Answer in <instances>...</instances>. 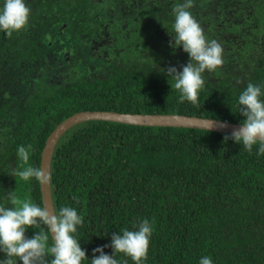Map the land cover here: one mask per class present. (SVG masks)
<instances>
[{
  "label": "trees",
  "instance_id": "16d2710c",
  "mask_svg": "<svg viewBox=\"0 0 264 264\" xmlns=\"http://www.w3.org/2000/svg\"><path fill=\"white\" fill-rule=\"evenodd\" d=\"M179 2L27 0L26 28L0 32V202L11 191L42 206L39 182L14 172L39 168L47 136L79 111L241 123L240 92L249 82L264 90V0H194L190 11L224 50L223 65L205 72L196 106L179 102L160 71L188 63L182 48L170 46ZM227 135L99 119L65 131L51 157L50 189L55 211L70 206L83 216L76 233L88 258L82 264H91L97 247L109 245L111 255L112 234L143 219L153 227L144 264H199L203 256L264 264V154ZM21 145H32L27 164L18 158ZM115 258L133 264L121 253Z\"/></svg>",
  "mask_w": 264,
  "mask_h": 264
},
{
  "label": "clouds",
  "instance_id": "9594fccd",
  "mask_svg": "<svg viewBox=\"0 0 264 264\" xmlns=\"http://www.w3.org/2000/svg\"><path fill=\"white\" fill-rule=\"evenodd\" d=\"M193 4L194 0H181L173 8L174 35L170 46L173 49L182 48L188 55V63L179 71L175 66L161 68L160 71L179 93V102L187 101L196 106L206 86L205 72H216L223 65L224 50L217 40L206 37L203 27L190 11ZM30 12L27 0H0V32L11 36L23 30L29 22ZM237 107L239 115L244 119L238 129L225 136V140L242 144L249 153L254 145H259L257 155L264 154L262 87L249 82L238 96ZM31 151L32 145L19 146V160L27 164ZM14 174L25 182L31 179L41 184L50 182V176L42 168L28 166ZM4 196L8 203L0 202V253L5 258L0 259V264H82V261L88 259L76 238L78 226L83 223V216L78 214L76 208L62 206L58 212H50L45 205L19 200L14 192L10 191ZM29 228L38 230L31 238L26 236ZM134 229L112 234V254L104 252V248L109 245L97 247L93 250L91 264H120L115 258L117 253L130 258L133 264H144L153 227L149 220L143 219L134 225ZM96 253L99 255L96 256ZM199 264H213V260L210 256H203Z\"/></svg>",
  "mask_w": 264,
  "mask_h": 264
},
{
  "label": "water",
  "instance_id": "95a60500",
  "mask_svg": "<svg viewBox=\"0 0 264 264\" xmlns=\"http://www.w3.org/2000/svg\"><path fill=\"white\" fill-rule=\"evenodd\" d=\"M108 120L133 125L145 126H175L207 129L229 133L238 129L241 123L224 121L221 119L200 117L185 114H144L127 113L110 110H84L76 112L61 121L47 136L40 155L39 168L45 170L50 176V162L54 147L61 137L71 126L86 120ZM225 125V126H221ZM42 206L45 205L48 210H54L50 182L41 184L39 182ZM51 236V234H50Z\"/></svg>",
  "mask_w": 264,
  "mask_h": 264
}]
</instances>
